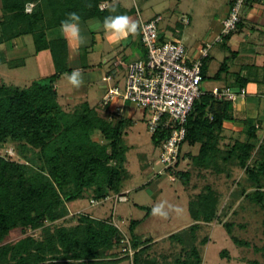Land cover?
Here are the masks:
<instances>
[{"label":"trees","instance_id":"16d2710c","mask_svg":"<svg viewBox=\"0 0 264 264\" xmlns=\"http://www.w3.org/2000/svg\"><path fill=\"white\" fill-rule=\"evenodd\" d=\"M1 4L0 45L32 36L36 54H51L54 73L34 80L28 87L0 82V149L11 144L16 150V156L0 154V264H117L112 259L116 254L111 252L121 246L124 238L111 222L113 219L99 220L79 214L74 217L78 223L75 227L52 228L47 224L67 216L68 204L85 193L100 203L120 193L130 178L125 167L128 148L124 138L132 121L109 120L88 102L67 111L57 89L64 75L88 68L84 64L86 52H72L70 42L60 33L61 22L71 13L78 14L80 21L98 19L101 23L105 17L126 13L114 0H1ZM30 4L32 11L27 12ZM104 4L109 6L101 9ZM54 34L56 37L51 38ZM203 71L205 77V65ZM226 121H235L233 102L206 94L195 103L184 142L189 146L200 145L198 155L190 156L191 163L202 171L215 168L222 172L219 161L237 160L255 185L250 199L262 203L264 134H258L255 122L246 121L250 141H237L225 153L218 142ZM168 136L167 131L158 132L152 135V141L160 146ZM25 146L38 151V162L26 155ZM181 161L180 154L177 168ZM176 173L178 179L188 183L189 172ZM216 198L215 193L202 195L190 203L196 223L213 221L217 214ZM138 223L133 221L129 227L133 249L138 250L134 264H162L145 257L151 240L142 241L135 235ZM198 225L191 230H198ZM17 229L41 230L43 239L27 236L16 243H5ZM233 241L239 246H250L234 237ZM143 245L146 246L142 248ZM193 251L195 260L190 264H202L197 251ZM126 259L130 261L129 256Z\"/></svg>","mask_w":264,"mask_h":264},{"label":"rangeland","instance_id":"374dc122","mask_svg":"<svg viewBox=\"0 0 264 264\" xmlns=\"http://www.w3.org/2000/svg\"><path fill=\"white\" fill-rule=\"evenodd\" d=\"M120 1L126 7L142 12L145 19L148 11L154 16L161 15L163 17L159 24L161 33L169 39L180 40L187 49L189 60L193 59L194 53H197L201 47L213 43L214 38H209L210 30L213 29L214 23H220L221 5L217 6V1ZM1 5L0 0V11ZM187 19L190 21L189 24L185 23ZM219 29L218 24L217 31ZM54 37L55 34L51 36ZM22 40L23 48L13 53L0 54L1 83L28 87L34 80L54 73L49 53L36 55L32 36H26ZM228 45H230L228 42L220 43L211 48V60L208 62L211 72L217 71L225 62L232 66L239 61H251L249 58L233 59L231 57L233 51ZM137 48L141 47L137 46ZM141 49L145 51L144 46ZM131 50L135 51V48L131 47ZM134 59L132 55L127 56L123 63L117 66L113 60L106 63L105 60L96 58L95 63L92 62V67L88 66L86 71L82 72L79 68L82 74V83L79 87L69 81V75H64L59 82V92L68 94L64 100H61L65 110L73 111L77 105L88 102L90 106L108 112L109 109L106 108L108 106L104 105L102 100L101 104L97 103L99 97L110 87H125L127 78L125 66ZM89 60L91 62L90 58ZM23 61H26V65H22ZM72 63L75 66L74 60ZM86 63L85 61L84 64ZM99 63L102 65L100 66ZM101 74L103 77L106 75L113 77L105 81ZM220 85L221 83L214 78H209L204 83V88L213 90L214 86ZM117 102L123 104L122 101ZM117 102L115 104H118ZM138 110L136 119L128 127L124 138V145L128 148L125 167L128 168L131 178L124 182L122 191L112 194L108 200L95 205L92 203L91 194L85 193L84 197L68 204L67 216L54 223L48 222L47 225L52 228L75 227L78 223L74 217L79 214H89L99 220L113 219L111 222H116L123 238H127L132 245L130 222L138 221L135 235L142 241L151 240L145 257L150 256L151 259L162 264H177V261H186L190 264L195 260L194 249L202 259V264H264V198L262 203L250 199V194L256 191L255 185L238 161L233 160L229 163L219 161L222 172H217L215 168L202 171L195 168L190 160V156L198 155L200 145L189 146L184 143L182 161L178 170L189 172L190 177L187 184L182 179L172 181L169 174L162 173L161 147L153 143L152 134L148 130L147 117L149 119L151 114L143 109ZM240 139L237 141L242 143L250 141L247 133ZM236 142L226 141L223 130L218 146L226 153ZM10 145L3 146L0 154L16 156V150ZM23 150L34 162H38V151L30 147ZM214 193L217 197L216 217L208 224L196 223L191 216L190 203L198 200L202 195L210 196ZM121 197L124 199L118 200ZM161 202L165 203L168 212L166 217L152 214V207ZM196 224L200 227L192 231L191 227ZM27 236L43 239L41 230L33 232L17 229L10 234L5 243H16ZM233 237L248 242L250 246L237 245ZM145 246L143 245L142 248ZM122 247L123 244L111 252L116 254V258L112 259L118 261L117 264H131L121 254Z\"/></svg>","mask_w":264,"mask_h":264},{"label":"built area","instance_id":"2783aa9c","mask_svg":"<svg viewBox=\"0 0 264 264\" xmlns=\"http://www.w3.org/2000/svg\"><path fill=\"white\" fill-rule=\"evenodd\" d=\"M247 0H234L229 16L223 21L221 34L210 44H206L199 55L188 59L186 47L178 40L167 38L161 33L162 16L150 21H143L139 27L146 57L131 62L127 66L125 87H110L102 97V103L110 106L117 101L128 103L151 114L147 117L148 130L153 135L167 131L169 136L161 147L162 173L169 174L172 181H177V165L182 145L187 137V123L195 103L204 95L211 94L217 100H228L236 103L247 96L246 89L239 90L230 87H215L211 91L204 88V65L210 58V50L215 44L223 43L225 38L237 31L241 15ZM109 5L104 4L101 9ZM33 5L27 6L31 12ZM189 24V20H185ZM106 76L105 81L111 80ZM119 112L122 111L118 107ZM108 197L106 200H108ZM124 198H118L122 201ZM92 203L99 204L92 200ZM114 225L119 226L114 222ZM122 254L130 257L134 264L133 249L126 238L122 241Z\"/></svg>","mask_w":264,"mask_h":264},{"label":"crops","instance_id":"0c3cea01","mask_svg":"<svg viewBox=\"0 0 264 264\" xmlns=\"http://www.w3.org/2000/svg\"><path fill=\"white\" fill-rule=\"evenodd\" d=\"M211 1H215V2L217 1V6L221 5L220 17H219L220 23L217 22L212 25L213 29L210 30L211 33L209 35L210 39L214 38L213 40L214 42L215 39L222 32L223 21L229 16L234 0H211ZM114 2L121 4L126 15L137 24V30L135 33L130 34L126 38L116 39L113 35H111L110 33L106 32L103 29L100 20L93 19L87 22L80 21L81 34L84 36L85 43L80 44L77 41L69 40V39L68 41L70 42L72 52L73 51L78 52V50L79 51L83 50L86 52L85 53L86 60L89 67H92V62H94L96 58L97 60H101V61L105 60L106 63H109L111 60H113L115 62V65L119 66L123 63L122 61L125 60L127 56L132 55L133 58H135L131 62L146 57V50L143 51V49H141L143 44L139 33L140 24L143 21L144 22L150 21L154 19V17L161 15L154 16L148 10H146V12L148 11L147 13L148 15H146V19H145L143 13L140 12L139 10L126 7L120 0H114ZM1 15H2V5H1L0 17ZM218 24L220 27L219 31H217ZM93 25H97V27L93 28L92 27ZM23 38L24 37L18 38L14 40L12 43L0 45V54L2 55L4 52H6L7 54L13 53L19 50V48H23L24 47L23 46L24 42L22 40ZM226 42L230 44L228 46H230L231 50L233 51L231 54V57L233 59L249 58L251 61H244V62L239 61L238 64L232 66L228 62H225L226 65L223 71L221 70L224 64L222 65V67L217 69V71L212 70L211 72L208 64V62H210L211 60V56H210L208 62L205 64L204 83L209 78H214L216 81L221 83L220 86H214V88L230 87L235 90H239L242 88L246 89L247 91L246 98L244 99L240 98L236 103H234L235 121L233 122L226 121L224 123L226 141L236 142L237 140H241L240 138L243 136V134L247 133V126L245 123L246 121L255 122L259 130L258 134H264V0L246 1V6L243 9V13L241 15V22L238 26V29L229 37L225 38L223 43L225 44ZM137 46L141 48L138 49ZM131 47L135 48V51H132ZM202 48L203 47H201L197 53H194L193 58L199 55ZM42 53H49V52H42ZM49 55L51 56L50 53ZM89 58L91 59V62ZM99 64L100 66L102 65V63ZM22 65H26V61H23ZM125 68L127 69V66H125ZM84 71L86 70H82V72ZM48 76H44V77H48ZM101 76L103 79L106 76L113 77L112 75H106L103 77L102 74ZM59 88L60 87L58 83L57 84L58 92H59ZM205 90L207 89L205 88ZM207 91H211V90H207ZM103 93H101L102 95H100L99 101L97 102L99 104H101V100L104 95ZM59 94L62 98L61 100H64L65 97L68 96V94L65 93L61 94L59 92ZM117 103L118 104L113 103L112 105H110L108 112L100 111V114L102 116H106L109 120H113V119L115 120L116 118H124L127 120H131L132 122L135 121L136 119L135 115L138 114L139 111L138 108L128 103H123V104H120V102ZM118 107H120L122 111L119 112ZM130 178H131V174H130ZM132 222H130V224ZM150 245L151 244H149V246Z\"/></svg>","mask_w":264,"mask_h":264},{"label":"clouds","instance_id":"9594fccd","mask_svg":"<svg viewBox=\"0 0 264 264\" xmlns=\"http://www.w3.org/2000/svg\"><path fill=\"white\" fill-rule=\"evenodd\" d=\"M93 28L97 25H93ZM103 29L113 35L116 39L126 38L137 30V24L127 15H116L105 17L102 21ZM60 33L69 40L77 41L80 44L85 43L84 36L81 34L80 17L76 13H71L67 19L63 20L59 26ZM74 86L82 83V74L79 69H74L68 77ZM154 216L166 217L165 203L161 202L152 207Z\"/></svg>","mask_w":264,"mask_h":264}]
</instances>
